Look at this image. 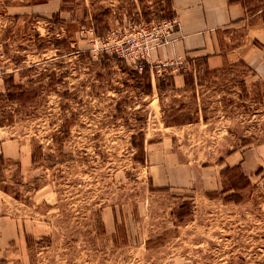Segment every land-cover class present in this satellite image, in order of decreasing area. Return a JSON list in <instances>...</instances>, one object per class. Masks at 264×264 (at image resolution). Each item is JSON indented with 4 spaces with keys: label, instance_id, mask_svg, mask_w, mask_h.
Instances as JSON below:
<instances>
[{
    "label": "rangeland",
    "instance_id": "1",
    "mask_svg": "<svg viewBox=\"0 0 264 264\" xmlns=\"http://www.w3.org/2000/svg\"><path fill=\"white\" fill-rule=\"evenodd\" d=\"M10 3L0 0V264H264V77L238 64L202 71L197 92L158 96L154 78L147 94L102 40L144 37L167 0H65L66 21L13 17ZM163 113L192 121L165 128ZM236 164L249 184L232 190L234 173L220 171Z\"/></svg>",
    "mask_w": 264,
    "mask_h": 264
},
{
    "label": "crops",
    "instance_id": "2",
    "mask_svg": "<svg viewBox=\"0 0 264 264\" xmlns=\"http://www.w3.org/2000/svg\"><path fill=\"white\" fill-rule=\"evenodd\" d=\"M61 6L62 0H13L6 8L13 9V17L31 15L44 20L58 13L59 18L66 21L69 12L62 10ZM171 7L177 22L172 34L174 39L150 52L148 67L155 62L169 63L172 90L184 87L189 72L197 92L202 71L213 73L238 64L244 65L252 77H264L262 10L247 15L239 0H171ZM56 29L62 31L64 28L60 24ZM149 72L153 81L157 73L154 68ZM236 156L237 151H233L223 162L236 160Z\"/></svg>",
    "mask_w": 264,
    "mask_h": 264
},
{
    "label": "trees",
    "instance_id": "3",
    "mask_svg": "<svg viewBox=\"0 0 264 264\" xmlns=\"http://www.w3.org/2000/svg\"><path fill=\"white\" fill-rule=\"evenodd\" d=\"M63 2L65 0H62ZM242 4V6L245 8V11H246V14L249 15L250 13H253V12H256L258 10H262L261 12V19L263 20L264 22V0H239ZM167 4H168V10L166 12H164L165 14L161 17L163 18H170V17H173V11H172V7H171V0H167ZM61 9L64 10L65 7L64 6H61ZM53 18H56L58 19L59 18V14L58 13H54V15L52 16ZM99 17H97L96 15H93L92 19L95 21V22H101L100 19H98ZM92 29L94 31V33L96 35H99L97 33L98 31V28H96V25H93L92 26ZM67 39L66 38H54L52 44L55 45V47L58 45L59 42H62V44H64L65 47H69V43H67ZM111 56H115V55H111ZM111 56H108L106 54H104V57L105 58H110ZM134 76L136 78H139V79H143L145 81V85L143 87L144 89V92L145 93H151L152 92V84H151V76H150V72H149V68H148V65H145L144 69L141 70V71H135L133 72ZM187 77L185 78V85L184 87H188L190 85H194V81H193V76L191 73H186ZM172 79V76L170 74L167 73H162L160 75H157L155 76V88H156V91L158 93V96H160V91L163 89V87H170V88H174L173 87V83L171 81ZM26 97V96H25ZM20 100V98H22V96H17L15 97V99H18ZM24 100H29V98H24V99H21V102L24 101ZM162 120L164 122V124L166 126H170V125H176V124H181V123H185V122H191L192 121V117H188L187 119H183V120H178V118H175V117H166L165 114L163 113L162 115ZM66 136V134H62L61 136H55L54 139L55 140H59L61 139L62 137ZM139 138L138 140H135L134 139V135L132 136L133 138V145L136 146L138 149L142 150V145H143V140H144V133L143 132H140L138 134ZM35 148H33V151L31 153V161L32 162H35L36 161V157H35ZM143 152V151H141ZM0 158H2L0 156ZM142 163H143V159L140 160ZM226 172H233L234 175H232L229 179H230V182L228 184V188L229 189H232V190H239V189H242L246 186V184H249V181H247V177L245 176V174L243 173L241 167L239 164H236V165H233V166H225L221 169L220 173L221 174H224ZM235 177H238L239 179H243L245 180L246 179V182H244L243 185H239V182H237V179H235ZM225 190H227V188H223L222 189V192ZM14 196L16 198H19L18 196V193H15ZM232 196H234V194H229V195H226L224 196V200H234V201H237L238 199H234Z\"/></svg>",
    "mask_w": 264,
    "mask_h": 264
},
{
    "label": "built area",
    "instance_id": "4",
    "mask_svg": "<svg viewBox=\"0 0 264 264\" xmlns=\"http://www.w3.org/2000/svg\"><path fill=\"white\" fill-rule=\"evenodd\" d=\"M176 27L177 22L174 17L163 18L157 22H152L148 27L140 28L138 32L146 31L144 37L140 39L131 37L130 42L128 39L126 41L120 40L113 46L109 44L107 38H103L101 51L116 55L133 65L138 71H141L145 65H148V58L153 49L173 41L172 34L175 32ZM168 67L169 63L155 62L152 65L150 64L148 68H150L149 71L154 68V71L160 75L167 73L169 71Z\"/></svg>",
    "mask_w": 264,
    "mask_h": 264
}]
</instances>
